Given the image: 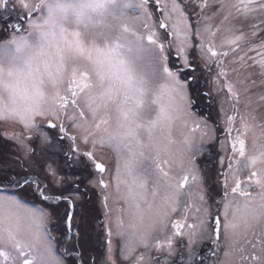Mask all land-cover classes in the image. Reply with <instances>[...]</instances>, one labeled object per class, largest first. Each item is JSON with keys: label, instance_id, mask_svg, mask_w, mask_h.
I'll use <instances>...</instances> for the list:
<instances>
[{"label": "snow or ice", "instance_id": "obj_1", "mask_svg": "<svg viewBox=\"0 0 264 264\" xmlns=\"http://www.w3.org/2000/svg\"><path fill=\"white\" fill-rule=\"evenodd\" d=\"M17 2L22 9L37 13L46 10L47 14L40 15L37 21L29 22L27 27L21 24L22 32L17 33L10 41L0 44V119H18L29 132L36 133L35 138L26 137L28 142H22L21 149L23 159L41 164L44 183L31 180L28 176L20 178L17 175L14 178L12 173L5 172L0 167V192L5 193L0 195V245L12 249L11 253L6 251L0 255H4L6 261L10 259L11 264H62L54 251V245L45 235L47 211L43 208H29L25 204L29 189L33 195L49 205L53 201H64L67 210L75 208L81 182H91L92 170L107 174L104 166L95 161L93 153L81 154L76 143L79 139L85 145L91 143L93 148L96 145L110 147L117 153L118 162L114 175L117 191H120L121 184L125 185L126 191L122 195L130 202L135 217L141 214V202L146 200L149 180L152 177L147 169L139 170L146 159L144 149L148 147L156 150L153 162L157 175L153 180L152 194L156 195L157 190L163 187L167 192L165 202L178 203L190 181L192 184L199 183L195 162L187 156H172L166 146L156 141L154 132H170L176 121H184L186 124L191 119L198 80L197 49L205 63L216 59L218 66L222 65L220 58L227 57L229 51L215 50L210 37H214L216 33L210 26H205L203 30L195 28L190 35L186 33L176 46L183 64L173 71L167 64L165 45L158 42L155 32L149 29L148 34L144 35L128 24L109 22V18L111 21H119L126 14V10L135 8L140 13L135 19L143 21L148 28L151 17L149 0ZM8 6L9 0H0V9L6 10ZM235 6L247 17L258 8L264 10V0H241ZM200 7L202 11L207 8L208 0H201ZM171 11L179 13L180 20L187 28L194 27L183 20L185 9L181 8L177 0H171ZM73 23L77 29L83 26L102 28L105 31L98 37L89 39L80 30L69 33L67 26ZM13 27L15 30V26ZM159 27L167 25L160 24ZM69 35L73 39H68ZM243 39L242 33L234 34L227 41V47L237 51ZM193 41L198 43L194 44ZM171 46L169 42V47ZM189 47L192 48L191 56L187 52ZM260 47L264 48V40ZM252 51L258 52L256 48H252ZM258 54L264 56V52ZM145 56L150 57L154 66H158L162 83H154L152 75L138 67V62ZM68 60H72L73 65L67 94L54 91L51 96L52 106L47 108L45 105L49 103V98L43 91L45 81L51 82L54 89L57 88L63 81L64 74L69 72ZM193 61H197L196 67H193ZM80 64L84 66L80 67ZM91 65L94 67L90 72ZM93 72L96 76L95 82L92 79ZM189 75L192 77L191 81L188 80ZM218 77H227L222 66ZM227 91L238 102L239 96L234 85L228 84ZM21 93L26 101L25 107H20L17 103V97ZM83 93H87V115L79 103ZM70 106L71 114L67 111ZM111 109L115 110L114 125ZM150 109L151 115H146ZM36 116L51 117L57 121L62 116L67 117L73 122L78 136L69 137L63 124L58 126L49 123V128L58 129V132L64 134L53 136L35 123ZM234 119L229 117V123L234 122ZM203 134L208 135L209 132L205 131ZM65 138L70 139L73 144L71 159L83 160L87 175L66 172L64 166L56 162L55 153L59 150V142ZM161 139L167 137L162 135ZM238 142L239 156L245 157V142L240 139ZM161 153L169 158L162 159ZM249 161L255 168L258 161H264V152L258 157H250ZM174 163H179L185 172L175 181L163 167L165 164L171 167ZM253 178L254 183L261 189L258 202L252 193L242 187L244 181L236 179L231 191L226 190L223 193L214 212L209 213L205 209L197 222L187 225L190 229V255L187 264H192L191 246L206 229L210 230L211 239L218 247L223 244L231 250L257 224H264V173L253 170L249 183L253 182ZM96 183L108 188L102 178ZM225 188L227 189V184ZM10 189L12 194H7ZM192 194L197 199L204 200L202 193L197 191ZM117 227L120 229L118 234L125 241L122 251H130L128 230L122 221L117 222ZM129 228H135V223L130 224ZM252 247L255 249L257 245L252 244ZM259 247L260 254L256 257V264H264V233L261 235ZM171 248L169 243V249ZM229 255L230 251L225 252V256Z\"/></svg>", "mask_w": 264, "mask_h": 264}, {"label": "rangeland", "instance_id": "obj_2", "mask_svg": "<svg viewBox=\"0 0 264 264\" xmlns=\"http://www.w3.org/2000/svg\"><path fill=\"white\" fill-rule=\"evenodd\" d=\"M28 2H38V0H28ZM149 2L151 17L148 20V28L144 26L143 21L135 19L140 15L135 8L126 10V14L119 21H111L109 18V22L128 24L144 35L148 34L149 29L155 32L158 42L165 45L167 64L173 71L183 64L176 46L184 39L186 33L190 35L195 28L203 30L205 26H210L216 33L214 37H210L215 50L229 51L227 57L220 58L222 65L218 66L216 59L205 63L197 49L198 80L194 104L191 108L193 114L191 119L186 124L184 121H176L170 132L163 134L160 131L154 132L156 141L166 146L172 156L176 158L187 156L195 162L199 183L192 184L190 181L189 187L184 189L179 202L175 204L165 202L167 192L163 187L153 195V180L157 175L153 162L156 150L153 147L145 148L146 159L139 170L147 169L152 177L149 180L146 200L141 202V214L135 217L130 202L122 195L126 191L125 185L121 184L120 191H117L114 180L118 162L117 153L110 147L96 145L93 148L91 143L85 145L77 139L76 143L81 154L91 152L96 162H102L109 168L106 178L93 169L91 182H81L80 194L76 200L81 203V207H77L70 227H68L69 212L66 215L68 210L64 201L52 202L53 204L49 205L32 192L27 193L25 201L29 208H43L47 211L45 235L54 245V251L62 264H187L190 255L188 241L190 229L187 225L197 222L205 209L209 213L214 212L223 193L226 190L231 191L236 179L244 181L242 187L252 193L257 198V202L259 200L261 189L254 183L255 178L249 183V177L253 170L264 173V161H258L253 168L249 158L258 157L264 152V56L258 54L264 52V48L260 47L261 41L264 40V10L258 8L245 17L235 6L239 5L241 0H208V7L203 11L200 7L201 0H177L181 8L185 9L183 20H186L188 25L194 26L187 28L180 20L179 13L171 11V0H149ZM46 14V10L37 13L22 9L17 0H9L8 8L0 9V44L10 41L17 33L22 32L21 24L27 27L29 22L37 21L40 15ZM160 24H165L167 27H159ZM67 27L69 33L80 30L89 39L98 37L102 31H105L102 28H83V26L77 29L74 23ZM241 33L244 39L239 43V50L232 51L227 47V41L234 34ZM68 39L71 40L73 37L69 35ZM193 43L196 44L198 41ZM252 48H256L258 52L252 51ZM187 52L191 56L192 48L189 47ZM197 61H193V67H196ZM67 65L69 72L64 74L63 81L57 88L54 89L51 82L45 81L43 91L49 98V103L45 105L47 108L52 106L51 96L54 91L59 90L62 94H67L73 61L68 60ZM221 66L227 72V77H218ZM93 67L94 65L89 66L90 72ZM138 67L151 74L154 83L163 82L158 74V66L152 64L150 57L145 56L138 62ZM92 79L95 82L94 72ZM188 80H192L190 75ZM228 84L234 85V90L239 96L238 102L228 93ZM86 100L87 93L81 94L79 103L87 115ZM17 103L20 107L26 106L22 93L17 97ZM67 111L71 114V106ZM111 112L114 125L115 110L111 109ZM146 115H151V109ZM229 117L235 118L231 124ZM35 123L53 136L64 134L58 132V129L49 128L48 123H55L58 126L63 124L69 137L78 136L73 122L64 116L59 121L52 120L51 117L36 116ZM205 131L209 134L204 135ZM162 135L167 139L162 140ZM29 136L35 138L36 133L29 132L18 119H0V167H3L5 172L12 173L14 178L17 175L20 178L28 176L31 180L36 178L44 183L41 164L23 159L21 143H27L26 137ZM238 139L245 142V157L239 156ZM72 147L70 139L61 140L59 150L55 153L56 162L63 165L66 172L87 175L83 160L71 159ZM161 158L169 157L161 153ZM88 163L90 165L91 161ZM8 164L11 166L4 167ZM163 167L173 181L179 180L185 174L184 168L179 163H174L171 167L165 164ZM101 178L108 184V195L105 199L103 194L106 189L96 183ZM197 191L203 194L204 200L201 201L192 194ZM2 194L5 193L0 192V195ZM7 194H12V190L10 189ZM118 221L123 222L130 234V251H122L125 241L118 234L120 231L117 227ZM133 222L135 228H129ZM262 233H264V224H257L229 250L223 244L218 247L211 239L210 230L206 229L191 246L192 264H256V257L260 254L259 242ZM67 239L72 243L68 252H65L63 249ZM169 243L172 245L171 250ZM252 244H256L257 247L254 249ZM73 247L72 256L70 249ZM6 251L11 253L12 249L0 245V253ZM80 251L81 255L77 258L76 254ZM229 251L230 255L225 256V252ZM0 264H11V260L6 261L5 256L0 255Z\"/></svg>", "mask_w": 264, "mask_h": 264}, {"label": "trees", "instance_id": "obj_3", "mask_svg": "<svg viewBox=\"0 0 264 264\" xmlns=\"http://www.w3.org/2000/svg\"><path fill=\"white\" fill-rule=\"evenodd\" d=\"M61 206V205H60ZM62 207V206H61ZM69 210L67 211L66 215H68Z\"/></svg>", "mask_w": 264, "mask_h": 264}, {"label": "flooded vegetation", "instance_id": "obj_4", "mask_svg": "<svg viewBox=\"0 0 264 264\" xmlns=\"http://www.w3.org/2000/svg\"><path fill=\"white\" fill-rule=\"evenodd\" d=\"M149 4H150V2H149Z\"/></svg>", "mask_w": 264, "mask_h": 264}]
</instances>
